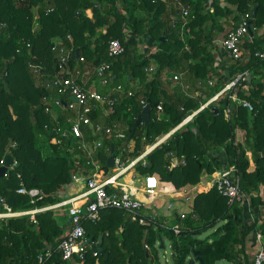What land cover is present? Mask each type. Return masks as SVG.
Returning a JSON list of instances; mask_svg holds the SVG:
<instances>
[{
  "label": "trees",
  "instance_id": "1",
  "mask_svg": "<svg viewBox=\"0 0 264 264\" xmlns=\"http://www.w3.org/2000/svg\"><path fill=\"white\" fill-rule=\"evenodd\" d=\"M224 1L227 6H222L223 0H212L210 5V0H0V162L7 155L17 162L0 178V197L14 211L35 207L29 196L18 193L22 187L41 190L45 198L36 205L44 207L59 203V191L73 183L70 158L48 146L40 135L51 124L42 98L44 83L57 72L52 52L55 42L74 49L71 66L82 71L87 68L77 64L96 67L111 62L107 56L111 40L124 44L125 54L112 62V82L127 88L135 83L140 89L136 97L118 107L110 121L130 133L143 111L140 100L151 104L150 124L140 125L129 141L133 157L226 84L243 74L251 76L237 81L232 94L249 101L252 111L234 102L230 94L219 98L175 132L168 145L152 152L146 167L138 169L142 174H157L180 190L198 185L205 174L211 177L235 166L255 220L250 222L242 203L230 205L216 188L197 195L194 210L198 219H189L178 237L162 230L146 231L123 212L106 210L98 222L85 224L87 238L94 239L96 250L89 248L82 264H162L158 250L165 237L175 253L173 264H190L196 252L204 264H254L248 239L259 231L264 240V60L256 57L264 51V0ZM182 7L191 9L188 19L183 18ZM139 11L146 15L139 17ZM246 13L253 15L251 26L259 31L243 41L242 57L226 58L227 69L221 70L216 66L215 39L227 27L235 28ZM144 37L157 52L139 53ZM30 64L40 67L38 73ZM151 66H155L152 74L148 72ZM175 74H184L190 84L187 90L185 83L175 81ZM160 102L164 103L162 120L157 118ZM169 152L184 158L186 165L168 169ZM36 219L37 223L30 216L0 220V264H39L40 254H50L42 264H65L58 251L65 226L54 210L41 212ZM214 228L213 238L199 239Z\"/></svg>",
  "mask_w": 264,
  "mask_h": 264
},
{
  "label": "built area",
  "instance_id": "2",
  "mask_svg": "<svg viewBox=\"0 0 264 264\" xmlns=\"http://www.w3.org/2000/svg\"><path fill=\"white\" fill-rule=\"evenodd\" d=\"M181 10L184 19H188L192 14L190 8L182 7ZM51 11L53 10L50 9L47 12ZM252 19L251 13L242 15L238 25L230 29L221 41L223 50L234 60L240 59L243 55L241 47L243 41L251 40L253 32L259 31L258 28L251 26ZM68 39L72 41L71 37ZM52 52L56 56L57 72L44 83L46 94L42 98L44 111L51 117V124L45 125L40 135L41 138L47 139L48 146L56 148L70 158L72 181L83 184L85 189L76 196L57 204L37 207V202L43 200L45 194L39 189L27 190L22 187L18 193L29 196L31 204L35 207L28 211H14L5 199L0 197V220L30 216L31 220L37 223V214L67 208V214L71 219L70 229L58 247L65 264H82L87 251L93 244L87 243L85 224L98 222L102 212L106 210L123 212L133 221H137L146 231L162 230L178 237L189 219L197 220L194 201L198 194L205 192L198 185L175 189L170 192V198L163 199V204L159 205L158 199L163 198L165 183L157 174L140 173L138 167H146L148 156L152 152L162 145H168L169 139L175 132L191 123L199 112L227 94H230L229 98L234 102L252 111L253 106L249 101L239 99L236 93L232 94L237 81L246 80L249 75H240L236 81L226 84L219 93L198 110L186 116L168 134L159 137L153 145L147 146L139 156L133 157V148L128 141L130 134L128 129L116 121H110L118 107L125 100L136 97L140 89L134 88L132 84L127 88L122 83L112 82V62L125 54L124 44L117 39L111 40L107 50V56L111 62H103L85 71L71 66L73 48H67L60 42H55L52 45ZM256 57L264 60V51L257 53ZM77 58H80V62H85L83 57L78 55ZM30 67L34 73H38L40 68L33 64H30ZM148 72L151 74L155 72V66H151ZM85 74L97 77L98 82L88 87L87 83L81 79ZM174 79L177 82L181 80L178 75H175ZM209 86L213 87L214 82L210 81ZM101 87L104 88L103 91L100 90ZM140 103L143 109L147 106L145 99H141ZM131 109L129 108L128 111ZM230 111L228 108L227 113ZM163 112L164 103L160 102L157 106L158 120H162ZM116 142H119V145ZM112 146H114V152H112ZM12 147H15V144ZM112 155H115L114 165L109 167L108 160ZM167 158L170 170L186 165V160L178 157L176 152H169ZM4 159L5 157L0 162V166L4 165ZM13 161L14 164L5 176L17 165L14 157ZM210 180H212L211 189L216 188L221 196L228 199L230 205L236 202L242 203L250 222L255 220L251 199L241 190L235 166L223 168L214 173ZM177 204L184 205L187 210H179L182 206L176 207ZM254 236L259 243V248L252 257L253 263L264 264L262 234L258 231ZM166 238L169 239V237ZM162 245L164 246V243ZM145 248L150 251L148 244ZM49 255L40 254L38 263H44ZM94 255L97 256V253L95 252ZM174 255L173 252L172 256Z\"/></svg>",
  "mask_w": 264,
  "mask_h": 264
},
{
  "label": "crops",
  "instance_id": "3",
  "mask_svg": "<svg viewBox=\"0 0 264 264\" xmlns=\"http://www.w3.org/2000/svg\"><path fill=\"white\" fill-rule=\"evenodd\" d=\"M163 1H167V0H163ZM210 4H211V1H210V3L208 5H210ZM222 6H227V3L224 0H223ZM145 15H146V13H144L142 11H139L138 12V16L139 17H144ZM231 28L232 27H227L226 28V31L224 33L218 35L216 37V39H215V44H217L218 47L221 48V50H223V48L221 46V41H222L223 38H220V37H222V35L225 36L226 33ZM263 31L264 30H262L261 34H263ZM128 34H130V32H128L126 30V35H128ZM142 41H140V44L142 43ZM140 44L138 45V48L140 47ZM154 46H153V43L149 42V44L145 48L144 53H141L140 52V54H146L147 52L148 53H154V52H156L157 49H155ZM218 51H219V48L215 51V54H216V57H217L216 66L219 67L221 70H226L227 67L224 64H225L226 58H229L230 55L223 50V55L225 57H221V56L218 55ZM218 57H219V60H218ZM77 66L80 67V68H87V69L88 68L89 69L92 68V66H91L90 63L77 64ZM175 75H178L180 77L181 80L179 82L181 84L185 83L186 84V87H188V84L189 83L186 82V80L184 78V74L183 75L182 74H175ZM81 79H82V81H84V82L87 83L88 87H92V86H94V84L96 83V81L98 82L97 77H94L93 75H88V74H85ZM185 84H183V85H185ZM103 89H104L103 87L100 88L101 91H103ZM211 177L209 179H204L200 184H198L199 188L202 189L203 192H208V191L211 190V186H212V183H211L212 180H210ZM207 184L208 185H211L210 188H207ZM164 185H165L164 186L165 188L163 189V192H164L163 193V199H166V198L169 199L170 198V195H169L170 192L171 191H174L175 188L172 186L171 183H165ZM68 188H70L71 191H69ZM84 189H85V187H84L83 184L72 183V184H70V185L65 186L64 188H62L59 191L58 195H59L61 201H63V200H66V199H69L71 197L76 196L77 194L83 192ZM56 212H58L57 217L60 219L61 225L62 226H65V234H64V236H65L67 234V232L69 231V229H70V222H69V216L67 214V208L54 209V213L55 214H56ZM258 248H259V243L257 242L255 236L254 235H250V237L248 239V242H247V250H248L249 254L253 257L254 254L256 253V251L258 250Z\"/></svg>",
  "mask_w": 264,
  "mask_h": 264
},
{
  "label": "rangeland",
  "instance_id": "4",
  "mask_svg": "<svg viewBox=\"0 0 264 264\" xmlns=\"http://www.w3.org/2000/svg\"><path fill=\"white\" fill-rule=\"evenodd\" d=\"M177 3V2H176ZM209 7V6H208ZM214 11V9H210V12H213ZM224 36L222 35V37H220V38H223ZM149 42H150V39H148V37H144V39H143V41H142V43L140 44V47L138 48V50H139V53L141 52V53H144V51H145V48H146V46L149 44ZM219 48V51H218V55L219 56H221V53H223V50H221V48L220 47H218ZM157 52V51H156ZM146 54H150V53H146ZM218 60H219V57H218ZM133 84V86H134V88H137V84H135V83H132ZM192 91L194 92V94L196 95V89L195 88H192ZM116 144L117 145H119V142H116ZM46 144H44V146H45ZM45 150H47V149H45ZM210 177H209V175H203V177H202V179H201V182L204 180V179H209ZM200 182V183H201ZM199 183V184H200ZM208 185V184H207ZM208 186H211V185H208ZM188 187H191V186H188ZM69 189V191H71V189L70 188H68ZM74 191V190H73ZM163 198L162 199H158V203H159V205H162L163 204ZM182 206V208L181 207H179V210H187V207H185L184 205H182V204H177L176 205V207H178V206ZM58 215V212H56V216ZM197 219H198V216H197ZM215 231V228L214 229H211V230H209V231H207L206 233H204V234H202L201 236H199V239H204V238H207V237H209V238H213L214 236H213V232ZM164 243H165V249H162L161 248V246H162V243H160V250H158V260L162 263V264H173V256H172V254H173V251H172V249H171V241H170V239H168V238H164ZM165 252H167V254L165 255ZM153 254V253H152ZM154 255V254H153ZM168 261V262H167ZM196 264H200L199 262H196Z\"/></svg>",
  "mask_w": 264,
  "mask_h": 264
},
{
  "label": "water",
  "instance_id": "5",
  "mask_svg": "<svg viewBox=\"0 0 264 264\" xmlns=\"http://www.w3.org/2000/svg\"><path fill=\"white\" fill-rule=\"evenodd\" d=\"M164 38H161V41H164ZM78 57V55H77ZM251 76H248V79L250 80ZM150 113H151V104H150V100L147 101V106L143 109L142 113L138 116V118L135 121L134 126L131 128L129 137H128V141H130L134 134L136 129L142 124L144 123L146 126H148L151 122V117H150ZM54 135V134H53ZM112 152H114V146H112ZM114 158L115 155H112L109 160H108V166L112 167L114 165ZM14 164L13 161V157L11 155H7L5 156L4 159V165L0 166V178H4L5 174L7 173L8 169ZM69 222H71V219L69 218ZM94 242V239L91 240H87V243L89 245H91ZM93 250H96V247L94 245H91ZM164 246L162 245L161 248H163ZM51 249V248H50ZM196 262H199L200 264H204L203 261L197 256V252L195 254V259H192L190 261V264H195Z\"/></svg>",
  "mask_w": 264,
  "mask_h": 264
}]
</instances>
